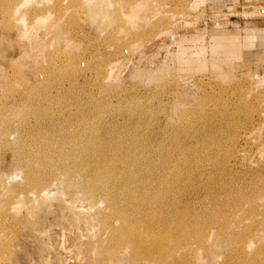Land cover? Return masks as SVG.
<instances>
[{"label": "rangeland", "instance_id": "rangeland-1", "mask_svg": "<svg viewBox=\"0 0 264 264\" xmlns=\"http://www.w3.org/2000/svg\"><path fill=\"white\" fill-rule=\"evenodd\" d=\"M90 128L155 189L151 264H264V0H0V264H147L67 183Z\"/></svg>", "mask_w": 264, "mask_h": 264}, {"label": "bare ground", "instance_id": "bare-ground-1", "mask_svg": "<svg viewBox=\"0 0 264 264\" xmlns=\"http://www.w3.org/2000/svg\"><path fill=\"white\" fill-rule=\"evenodd\" d=\"M185 55L181 53L179 59L184 60ZM83 134L64 140L74 145L71 148L81 150L70 167L71 171L65 173L67 183L74 184L73 177L80 176V186H86L92 193L100 191L110 209L102 219L105 233L113 240L116 239V231L119 232L118 238L123 239L121 241H124L125 247H133L129 257L134 261L146 258V263L151 264L158 259L153 254L156 249L170 252L168 242L171 239L166 230L158 225V211L154 205L155 189L140 185L144 178L132 166L129 155L113 158V153L106 151L107 147L103 150L100 144L102 140L99 143L95 137V129L90 128ZM56 152L66 161L63 149ZM115 222L119 223L117 227Z\"/></svg>", "mask_w": 264, "mask_h": 264}]
</instances>
